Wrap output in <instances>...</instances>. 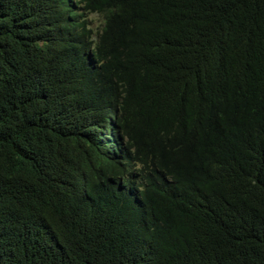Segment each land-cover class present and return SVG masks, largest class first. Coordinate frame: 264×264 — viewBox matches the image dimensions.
<instances>
[{
	"label": "trees",
	"instance_id": "16d2710c",
	"mask_svg": "<svg viewBox=\"0 0 264 264\" xmlns=\"http://www.w3.org/2000/svg\"><path fill=\"white\" fill-rule=\"evenodd\" d=\"M0 264H264V0H0Z\"/></svg>",
	"mask_w": 264,
	"mask_h": 264
},
{
	"label": "rangeland",
	"instance_id": "374dc122",
	"mask_svg": "<svg viewBox=\"0 0 264 264\" xmlns=\"http://www.w3.org/2000/svg\"><path fill=\"white\" fill-rule=\"evenodd\" d=\"M90 17H91V19L93 20V25H92V27H93V28L97 27V26L99 25L98 17L95 16V15H91Z\"/></svg>",
	"mask_w": 264,
	"mask_h": 264
}]
</instances>
